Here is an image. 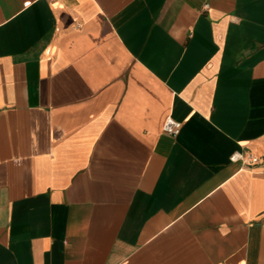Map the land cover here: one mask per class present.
<instances>
[{"label":"crops","instance_id":"0c3cea01","mask_svg":"<svg viewBox=\"0 0 264 264\" xmlns=\"http://www.w3.org/2000/svg\"><path fill=\"white\" fill-rule=\"evenodd\" d=\"M0 264H264V0H0Z\"/></svg>","mask_w":264,"mask_h":264},{"label":"built area","instance_id":"2783aa9c","mask_svg":"<svg viewBox=\"0 0 264 264\" xmlns=\"http://www.w3.org/2000/svg\"><path fill=\"white\" fill-rule=\"evenodd\" d=\"M173 132L174 133H177L179 132V128H175L173 129ZM231 159L234 160V161H238V160H242L243 162L245 163H250V162H253V160H255V155L253 154H250V155H246L244 152L242 151H236L235 153H233L231 155Z\"/></svg>","mask_w":264,"mask_h":264}]
</instances>
